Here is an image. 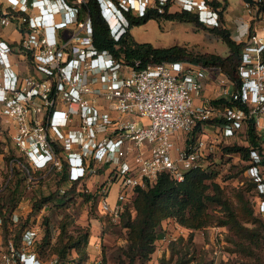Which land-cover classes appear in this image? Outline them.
<instances>
[{
	"label": "built area",
	"instance_id": "2783aa9c",
	"mask_svg": "<svg viewBox=\"0 0 264 264\" xmlns=\"http://www.w3.org/2000/svg\"><path fill=\"white\" fill-rule=\"evenodd\" d=\"M81 1H0V26L14 21L13 12L19 14L15 27L19 22L27 26L21 46L0 38V114L12 121L11 138L33 170L66 166L65 187L78 181L82 189L97 168L108 164L111 171L94 193L101 212L118 220L124 205L132 201L135 187L153 183L162 172L181 180L184 170L206 167L214 141L203 133L209 119L225 118L214 125L221 137L234 135L249 118L264 132V19L258 7L262 0H243V15L234 19L231 37L244 43L237 79L219 66L188 60H165L141 68L126 64L93 45L90 16H79ZM132 1L98 3L110 12L115 7L128 9ZM139 1L143 6L152 2ZM175 1L199 12L212 11L209 16L217 22V12L210 10L208 0ZM49 2L57 12H47ZM118 24L110 32L114 38L126 28L120 20ZM65 28L69 30L63 38L59 31ZM13 53L23 58L30 53L35 73L15 69ZM210 76L219 96H226L231 104L203 98ZM197 125L200 133L189 139L188 133ZM11 161L20 163L18 156ZM246 171L258 182V191L264 192L259 168L251 164ZM115 179H120L121 187L111 205L107 192ZM257 206L264 216V198H259ZM21 215L14 210L12 220ZM2 224L0 216V264H54L35 249L41 237L39 224L23 226L18 240H4ZM174 239L170 236L168 241Z\"/></svg>",
	"mask_w": 264,
	"mask_h": 264
},
{
	"label": "trees",
	"instance_id": "16d2710c",
	"mask_svg": "<svg viewBox=\"0 0 264 264\" xmlns=\"http://www.w3.org/2000/svg\"><path fill=\"white\" fill-rule=\"evenodd\" d=\"M68 1L72 2L73 0ZM245 1L252 2L253 0ZM172 2L173 0H165L162 2L156 0L154 5L146 6L140 15H133L131 11L125 10L124 13L127 17L128 25L118 38H114L111 35L109 26L101 15L98 0H82L79 7V16L81 17L84 14H89L90 16L93 45L98 49H107L115 58L126 64L141 68L149 63L165 60H188L203 66H219L231 79H237V65L244 48V43L235 41L231 37V33L227 27L219 26L224 22L223 12L228 5L227 0H208L210 10L217 12V22L213 23L210 29L216 35L220 36L228 47V53L224 56L208 51L202 53L192 52L185 45L178 43L167 46H155L149 41H138L134 38L131 28L149 19L191 21L198 24L204 23L200 19L199 11L191 7L177 5L176 10L170 11L169 7L172 5ZM258 7L261 11L264 10V0L258 3ZM13 14L19 15L16 12H13ZM17 20L18 18L16 22ZM26 28L27 26L24 22L17 24V29L21 33H24ZM68 30L66 28L60 29L59 33L61 37L65 38ZM10 44H18L21 46V41H12ZM23 59L26 63L31 64L32 55L27 53ZM136 60H138L137 65H135ZM30 71L35 73L33 68ZM211 101L215 104H231L226 96L214 97ZM223 121H225V118L218 116L209 119L206 123L215 125ZM244 126L246 127L243 130V136L247 144L233 143L225 145L223 146V153H238L242 159L249 161L247 167L255 164L259 168L261 181L264 183L263 138L257 132L251 118L244 123ZM199 133L200 125H197L188 133V138L190 139L191 136L195 137ZM18 158L20 163L17 162L15 165L21 168L19 173H22L25 179L34 170L28 166L23 155ZM110 168L105 163L103 166L97 168V172L108 169L106 172L107 175L111 171ZM36 171L42 172L40 170ZM49 173L53 175L54 180L60 186H57L55 191L48 195L36 198L32 203L33 210L39 209L44 203L52 199L56 193L59 196L58 201L66 197L69 199L78 197L86 200H97L94 190L87 189L85 184L80 189L78 187V181H74L70 186L62 190L61 186L66 179V166L62 170L53 168ZM183 173V178L176 180L168 172H162L153 183L145 187L137 186L134 188L132 201L124 205L117 220L126 229L128 240L127 244L120 248L118 264H135L137 261L149 259L155 249V240L159 236L161 223L168 218L189 228L190 232L187 237L179 236L169 242V256H161L159 258V263L161 264H212V261L206 259L202 253L196 255L197 250L193 242V231L204 228L214 221L219 225H227L229 229L233 230L239 236L248 237L251 240H264V216L258 210V201H255L257 206L255 210L261 218L256 217L258 221L257 225L247 226L239 218L233 201L224 194L223 188L215 179L214 170L209 168L207 164L205 168L191 167L184 170ZM247 175L252 181L251 185L253 186L255 197H258V200L259 198H264V192H259L257 189L258 182L250 177L249 174ZM99 184H102V182ZM14 193L15 190H12L8 196V204H11L8 209H12L16 205ZM248 203L249 200L243 189H238L235 204L245 209L247 215L251 216L253 214V207L250 204V208H248ZM211 205L219 206L222 214L210 212L209 207ZM2 206L0 204V216L3 219V233L4 231L6 233L11 232L14 238H18L23 226H28L31 221L26 218V221L21 222L22 216L17 221H13L12 213L14 210L5 213L1 210ZM254 221L255 217L253 216L251 222ZM44 222L46 231L44 232L43 238L40 237V241L42 239L41 248L46 243V239L51 232L48 226V219L45 218ZM20 223L22 224L20 225ZM65 236L66 231L63 228L62 232L58 235L56 244L53 246V251L59 255L60 259H63L69 252L75 250L80 256L77 260H75L76 258H71L70 264H81V262L88 258L86 247L90 240V230L88 228H80L76 234H69L67 240H64ZM98 264L110 263L102 256Z\"/></svg>",
	"mask_w": 264,
	"mask_h": 264
},
{
	"label": "rangeland",
	"instance_id": "374dc122",
	"mask_svg": "<svg viewBox=\"0 0 264 264\" xmlns=\"http://www.w3.org/2000/svg\"><path fill=\"white\" fill-rule=\"evenodd\" d=\"M154 3L155 0H152L150 5H154ZM177 5V2L173 0L169 10H176ZM243 8L240 0H229V5L223 12L224 22L219 26L227 27L231 32L235 27L234 19L243 15ZM210 12L212 11L199 12L200 19L204 22L203 24L191 21L149 19L144 23L134 25L131 28V32L136 40L149 41L155 46H167L178 43L185 45L192 52L202 53L208 51L224 56L228 53V47L220 36L211 31L210 27L215 19L209 16ZM131 13L135 14L134 12ZM261 15L264 19V10L261 11ZM13 17L14 19H12ZM17 18L18 15L13 14L11 16L14 21ZM14 21L10 24L15 26ZM7 28H10V26H7ZM22 36L17 41H20ZM18 59L22 68L27 67L22 71L23 74L33 73L30 71L32 68L34 69L33 62L31 64L26 63L22 56L18 57ZM13 67L17 69L14 64ZM29 68L31 69L29 70ZM212 77L210 76L207 81L213 80ZM218 96L219 93L216 92L214 97ZM245 127L243 125L242 128H239L233 136L221 137L214 125L206 123L203 133L214 141L212 151L207 153L205 162L209 168L214 170L215 179L223 188L224 194L233 201V205L236 207L242 222L247 226H254L258 224L256 217L261 218V216L255 210V207H257L255 201H258V197H255L253 186L251 185L252 181L246 171L249 161L242 159L238 153H223V146L225 145L233 143L247 144L243 136ZM11 129L12 121L0 114V204L3 205L1 210L5 213L12 210L21 211V222L26 221L27 218L33 224H39L42 238L46 231L44 221L45 218L48 219V226L51 230L50 235L42 248L40 246L42 243L41 239L35 249L41 258L52 259L54 264H70L71 258H76L75 260H77L80 256L77 251L72 250L65 258L60 259L59 255L53 251V246L56 244L58 235L63 228L66 231L64 240H67L69 234H76L80 228H88L90 230L91 226H100L98 229L100 232H107L108 235L114 236V238L111 240V245H108L106 241L104 244L103 240L97 237L96 242H100L101 254L96 264L99 263L102 256L105 257L108 263L118 264L120 248L124 247L128 242L127 231L117 220H112L108 215L101 212L97 200H86L78 197L69 199L66 197L59 200V202V196L56 193L52 199L44 203L39 209L33 210L32 203L36 198L46 196L55 191L60 184H57L53 175L49 173L50 171L40 170L42 172H39L34 170L30 172L31 179L29 176L25 179L23 178V174L19 173L21 168L11 161L13 156H21L11 138ZM256 130L263 138L262 142L264 144V132L257 128ZM107 171L108 169L95 172L97 176L90 175L87 181L82 184H85L90 190H95L96 186L107 177ZM94 179H97V182H94ZM61 187L65 189V184H62ZM120 187V179L112 180L109 183L107 200L111 205L115 201ZM238 189H243L246 194L249 200L247 207L250 208V204L253 207L251 216L247 215L245 209L235 204ZM12 190H15L14 199L16 205L14 208L8 209L11 206V204H8V196ZM209 211L222 214L220 207L217 205H211ZM253 216L255 221L251 222ZM164 226H173L171 230L169 229V232H173V236L176 238L179 236L187 237L190 232L189 228L180 225L173 219L164 221ZM9 237L14 238L13 233L4 231V240ZM116 238L121 239L120 244L115 243ZM14 239L17 240L18 238L15 237ZM193 242L197 250L196 255L202 253L206 259L212 261V264H264V240H251L248 237L239 236L229 229L227 225H219L216 221L204 228L195 229L193 231ZM87 261L88 258L81 264H85Z\"/></svg>",
	"mask_w": 264,
	"mask_h": 264
},
{
	"label": "crops",
	"instance_id": "0c3cea01",
	"mask_svg": "<svg viewBox=\"0 0 264 264\" xmlns=\"http://www.w3.org/2000/svg\"><path fill=\"white\" fill-rule=\"evenodd\" d=\"M0 1H3V0H0ZM227 1H228V5H229V0H227ZM240 1L242 3L243 0H240ZM7 26H10V28H7ZM16 29H15V26L13 24L0 26V38L4 39L8 43H10L12 41H17L19 39V37H21V35H20L21 33L18 29L16 31ZM18 57H20V55L16 54V53H13L10 55V59L13 62V64L15 65V67L17 68V70L22 72L27 67L22 68L21 64L19 63L20 61H19ZM216 92H218V87L212 81H210V82L207 81L205 84V87H204L203 98L204 99L214 98ZM92 176H97V173L93 174ZM93 181L97 182V179H94ZM113 201H114V199H113ZM164 221H170V218L162 221L161 227L159 229V236L155 240V249L151 253L150 258L145 260V261H137L135 264H161V263H159V258L163 255L166 257L169 256L168 238L170 236L174 235L173 232L172 233L169 232V229L171 230L173 226H164ZM178 227H182V226H178ZM99 228H100V226H91L90 227V240H89V243L86 247V250L88 253V261L87 262H92L93 264H96L98 262V259H99L100 254H101V248H100V244H99L100 242L99 243L96 242L97 237L99 239H102L104 244L107 242L108 245H111V243H112L111 240L114 238V236L111 237L110 235H108L107 232H100L98 230ZM120 240H121L120 238H116L115 243L120 244ZM106 248H107V245H106Z\"/></svg>",
	"mask_w": 264,
	"mask_h": 264
},
{
	"label": "clouds",
	"instance_id": "9594fccd",
	"mask_svg": "<svg viewBox=\"0 0 264 264\" xmlns=\"http://www.w3.org/2000/svg\"><path fill=\"white\" fill-rule=\"evenodd\" d=\"M145 7L146 6H143V4L139 0H133L132 2H130L128 4V9H123L121 7L119 9H117L115 7L110 12H107L106 9L103 6L101 8L99 6L101 15L106 20V22H107V24L109 26L110 32L114 28H117L119 26V24H118L119 20L121 21V23H123L125 25V27H127L128 20H127V17L125 15V13H124L125 10L134 12L136 15H140V14H142V12H143ZM45 9L47 10L48 13H54V12L58 11V10H55V7L50 2L45 6ZM115 17L118 18L117 21H114ZM49 23H50V25H52L51 24L52 23L51 20H50ZM50 25H49V27L51 28ZM52 27H54V26H52ZM51 30H52V28H51ZM51 32H53V31H51Z\"/></svg>",
	"mask_w": 264,
	"mask_h": 264
}]
</instances>
